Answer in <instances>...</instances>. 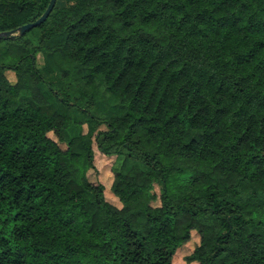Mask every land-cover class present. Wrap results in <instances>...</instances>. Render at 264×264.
<instances>
[{
  "label": "trees",
  "instance_id": "1",
  "mask_svg": "<svg viewBox=\"0 0 264 264\" xmlns=\"http://www.w3.org/2000/svg\"><path fill=\"white\" fill-rule=\"evenodd\" d=\"M59 3L0 40V264H264V0Z\"/></svg>",
  "mask_w": 264,
  "mask_h": 264
},
{
  "label": "rangeland",
  "instance_id": "2",
  "mask_svg": "<svg viewBox=\"0 0 264 264\" xmlns=\"http://www.w3.org/2000/svg\"><path fill=\"white\" fill-rule=\"evenodd\" d=\"M59 4L63 6L65 4L64 0H60ZM61 108L63 107L57 101L56 106L53 107V111L54 110L61 111ZM73 115L78 117L77 121H82L84 118L83 116H81V114L75 111L73 112ZM74 129L75 128H71L70 131H68L66 137L71 138L73 135H75L76 132ZM51 137L55 138L53 134H51ZM114 161H115V158L102 157L97 152V160L95 161L96 168L95 170L90 171L88 176L92 183L103 184L106 187L105 196L107 200L110 203L117 204L118 201L117 199H115V196L113 195L112 190H111V186L114 181V175L111 171ZM199 242H200L199 235L196 232H193L191 241L187 245H185L184 247L178 250L176 259H175V264H188L186 262V258L193 253L194 249L199 245Z\"/></svg>",
  "mask_w": 264,
  "mask_h": 264
},
{
  "label": "water",
  "instance_id": "3",
  "mask_svg": "<svg viewBox=\"0 0 264 264\" xmlns=\"http://www.w3.org/2000/svg\"><path fill=\"white\" fill-rule=\"evenodd\" d=\"M57 1L58 0H51L45 13L34 23H29L27 25H24L18 28L17 30L0 33V40L4 38H13L16 36H23L25 33L31 31L32 29L41 26L50 17L51 13L56 7Z\"/></svg>",
  "mask_w": 264,
  "mask_h": 264
}]
</instances>
